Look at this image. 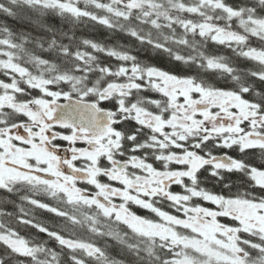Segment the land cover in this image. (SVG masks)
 <instances>
[{"label": "snow or ice", "instance_id": "1", "mask_svg": "<svg viewBox=\"0 0 264 264\" xmlns=\"http://www.w3.org/2000/svg\"><path fill=\"white\" fill-rule=\"evenodd\" d=\"M0 264H264V0H0Z\"/></svg>", "mask_w": 264, "mask_h": 264}, {"label": "trees", "instance_id": "2", "mask_svg": "<svg viewBox=\"0 0 264 264\" xmlns=\"http://www.w3.org/2000/svg\"><path fill=\"white\" fill-rule=\"evenodd\" d=\"M85 35H93L95 36V38L97 39H101V40H105L107 39L109 43H112L114 42L112 39L109 38V33L106 29L102 28V27H98L96 28L95 30L93 31H89V30H85ZM118 40L119 42H122V43H133L131 40H129L128 38L126 37H123V36H120L118 37ZM217 50L220 51V52H223L224 54H227V55H231V53H229L226 49H223L221 46H216ZM138 55L140 56V58L142 60H144L145 62H149V63H155V64H158L160 66H164V67H171V65L168 64L167 60L164 59V58H161V57H158L157 54H154L152 53L150 50H147V51H140L138 53ZM103 59V57H102ZM112 63H115V61H112ZM240 63L242 66H249L251 67V63L250 62H247V61H243L242 59L240 60ZM214 82H217L219 83L220 86H226L225 85V82L224 81H214ZM233 155H235V153H232ZM257 163H259V160L256 161ZM235 179V177H234ZM209 187H211V185H209ZM176 190H179V188L177 187ZM133 210H137V209H133ZM139 212V214H142V215H150L149 213H147L146 211L144 210H137ZM43 218H48V214H44V217ZM115 249H113V253L115 254ZM23 259V258H21Z\"/></svg>", "mask_w": 264, "mask_h": 264}, {"label": "flooded vegetation", "instance_id": "3", "mask_svg": "<svg viewBox=\"0 0 264 264\" xmlns=\"http://www.w3.org/2000/svg\"><path fill=\"white\" fill-rule=\"evenodd\" d=\"M134 209H136V208L134 207Z\"/></svg>", "mask_w": 264, "mask_h": 264}]
</instances>
